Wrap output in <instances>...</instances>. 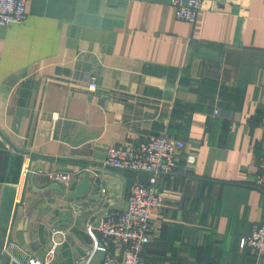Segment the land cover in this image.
<instances>
[{
    "label": "crops",
    "instance_id": "obj_1",
    "mask_svg": "<svg viewBox=\"0 0 264 264\" xmlns=\"http://www.w3.org/2000/svg\"><path fill=\"white\" fill-rule=\"evenodd\" d=\"M171 2L28 0L0 26V264H101L89 226L149 179L107 151L164 134L186 146L160 178L145 264H264L240 247L264 224V0L206 1L195 24Z\"/></svg>",
    "mask_w": 264,
    "mask_h": 264
},
{
    "label": "built area",
    "instance_id": "obj_2",
    "mask_svg": "<svg viewBox=\"0 0 264 264\" xmlns=\"http://www.w3.org/2000/svg\"><path fill=\"white\" fill-rule=\"evenodd\" d=\"M206 1L221 4V0H172L176 17L180 21L195 24ZM28 0H0V26L21 24L27 19ZM95 78L89 82L90 90H97ZM186 143L168 135H158L140 142L130 149L111 147L107 151L106 165L116 170H129L149 174L146 183L132 185L124 210L107 211L98 226H89L90 233L99 232L93 242V251L103 254L101 264H145L143 254L155 231L153 214L163 208L164 195L159 189L163 175L174 173L178 168V157ZM194 162V157L190 158ZM29 170L26 169V173ZM77 172H52L50 179L70 186ZM256 185L264 190V156L259 160ZM110 241L121 244L125 251L121 258L112 255ZM242 249H250L255 255L264 257V224L253 227L250 234L240 241ZM26 264H46L30 259Z\"/></svg>",
    "mask_w": 264,
    "mask_h": 264
},
{
    "label": "water",
    "instance_id": "obj_3",
    "mask_svg": "<svg viewBox=\"0 0 264 264\" xmlns=\"http://www.w3.org/2000/svg\"><path fill=\"white\" fill-rule=\"evenodd\" d=\"M89 178L85 177L84 181L82 182V184H80L77 188H76V192L73 194V196H83L85 195L88 190H89Z\"/></svg>",
    "mask_w": 264,
    "mask_h": 264
}]
</instances>
